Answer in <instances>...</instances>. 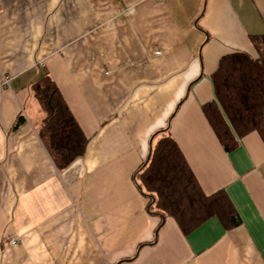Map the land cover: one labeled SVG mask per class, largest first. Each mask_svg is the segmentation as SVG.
Returning a JSON list of instances; mask_svg holds the SVG:
<instances>
[{
	"label": "crops",
	"instance_id": "crops-1",
	"mask_svg": "<svg viewBox=\"0 0 264 264\" xmlns=\"http://www.w3.org/2000/svg\"><path fill=\"white\" fill-rule=\"evenodd\" d=\"M261 35L264 0H0V264H264V142L227 152L203 110L220 60L257 57ZM45 76L88 139L63 168L41 139ZM168 124L238 226L159 227L135 173Z\"/></svg>",
	"mask_w": 264,
	"mask_h": 264
},
{
	"label": "trees",
	"instance_id": "trees-1",
	"mask_svg": "<svg viewBox=\"0 0 264 264\" xmlns=\"http://www.w3.org/2000/svg\"><path fill=\"white\" fill-rule=\"evenodd\" d=\"M258 56H224L212 76L216 100L204 113L227 152L238 139L258 132L264 142V35L253 38ZM35 96L46 113L41 139L59 168L69 166L86 151L88 139L54 81L45 76L34 85ZM24 122L19 118L15 127ZM170 125L153 136L150 153L135 173L138 189L149 199V212L173 218L188 234L211 217L226 228L241 221L225 191L206 196L175 140Z\"/></svg>",
	"mask_w": 264,
	"mask_h": 264
},
{
	"label": "built area",
	"instance_id": "built-area-1",
	"mask_svg": "<svg viewBox=\"0 0 264 264\" xmlns=\"http://www.w3.org/2000/svg\"><path fill=\"white\" fill-rule=\"evenodd\" d=\"M5 84H8V80H5ZM18 243V240L17 239H12L11 241H10V244L11 245H16Z\"/></svg>",
	"mask_w": 264,
	"mask_h": 264
}]
</instances>
